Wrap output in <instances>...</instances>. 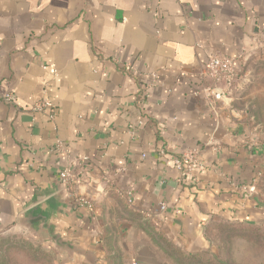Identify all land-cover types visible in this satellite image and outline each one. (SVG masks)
<instances>
[{"label":"crops","instance_id":"obj_1","mask_svg":"<svg viewBox=\"0 0 264 264\" xmlns=\"http://www.w3.org/2000/svg\"><path fill=\"white\" fill-rule=\"evenodd\" d=\"M260 52L264 0H0V235L61 264H180L174 250H208L212 224L261 222L262 144L231 106L240 76L221 100L199 79L212 53L240 71ZM41 99L53 108L33 110ZM193 148L201 165L183 175L174 159ZM35 205L61 246L26 227Z\"/></svg>","mask_w":264,"mask_h":264},{"label":"rangeland","instance_id":"obj_2","mask_svg":"<svg viewBox=\"0 0 264 264\" xmlns=\"http://www.w3.org/2000/svg\"><path fill=\"white\" fill-rule=\"evenodd\" d=\"M239 76L240 84L234 93L231 106L237 110L245 123L248 136L256 138L262 144L263 166L257 183V196L260 206L264 209V52L250 56L240 69ZM113 199L119 203L118 199ZM244 225L253 227L252 231L245 230ZM207 237L210 248L206 255L200 257L203 263L207 259H212L211 255L215 254L230 264H264V219L258 223L241 225L229 222L214 223L207 230ZM165 245L169 253L173 252L167 243ZM108 261L110 264L124 262L116 253L111 260L108 258ZM0 264H61V262L48 245L20 232H5L0 235ZM188 264L202 263L194 259Z\"/></svg>","mask_w":264,"mask_h":264},{"label":"built area","instance_id":"obj_3","mask_svg":"<svg viewBox=\"0 0 264 264\" xmlns=\"http://www.w3.org/2000/svg\"><path fill=\"white\" fill-rule=\"evenodd\" d=\"M157 74L156 71L149 74L153 82L156 81ZM238 76V62L235 58L218 53L210 54L205 68L199 74L203 94H205L206 97L221 100L227 94V91L236 84ZM197 92L198 91H195L194 94H198ZM1 98L5 103L13 104L15 102V97L12 93H5L1 95ZM47 108H53L52 103L47 99L37 101L32 107V109L36 111H43ZM52 116L53 114L50 113L49 117L51 118ZM198 154L199 150L197 148L188 149L182 157L174 159L175 167L179 169L183 175H190L194 168L200 167L201 165ZM260 175L261 171L258 172L257 177L259 178ZM59 178L63 184H69L75 180V175L70 168H63L59 172ZM243 189H246V187H243ZM72 197L78 205L87 208L92 207V203L88 199L75 194H73ZM129 197L127 198L128 202H131L132 200ZM159 208L161 211H164L166 209V204L160 203Z\"/></svg>","mask_w":264,"mask_h":264},{"label":"water","instance_id":"obj_4","mask_svg":"<svg viewBox=\"0 0 264 264\" xmlns=\"http://www.w3.org/2000/svg\"><path fill=\"white\" fill-rule=\"evenodd\" d=\"M48 216L47 211H42L40 205L32 206L26 211L25 225L33 229L40 227L43 231L47 232L49 241H54V246L59 247L62 245L60 237L53 233L52 227L48 224Z\"/></svg>","mask_w":264,"mask_h":264},{"label":"trees","instance_id":"obj_5","mask_svg":"<svg viewBox=\"0 0 264 264\" xmlns=\"http://www.w3.org/2000/svg\"><path fill=\"white\" fill-rule=\"evenodd\" d=\"M229 223H234V224H248L247 222H229ZM243 228H245V230L247 229L248 230H251L253 229V227L251 226H248V225H244ZM209 251H203V252H200V253H197V254H185L179 250H174V253H175V260L176 261H180L181 263H185L187 262H190L191 260H194L196 259L198 263H202V264H213V262H215L216 264H230L229 261H225V260H222V259H219L215 254H212L211 257L212 259H207L204 263L202 261V259H200V257L206 255ZM215 260V261H213Z\"/></svg>","mask_w":264,"mask_h":264}]
</instances>
